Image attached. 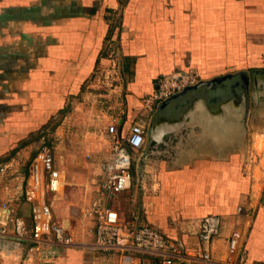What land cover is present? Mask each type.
<instances>
[{
	"label": "crops",
	"instance_id": "0c3cea01",
	"mask_svg": "<svg viewBox=\"0 0 264 264\" xmlns=\"http://www.w3.org/2000/svg\"><path fill=\"white\" fill-rule=\"evenodd\" d=\"M15 1L26 12L42 7L39 0ZM225 1L138 0L125 11L121 53L124 65L132 60V75L126 81L124 77L126 118L114 119L121 132L128 131L134 123L147 127L148 151L138 159L134 155L137 178L129 190L120 193L129 197L116 204L118 194L110 205L129 225L148 224L162 231L154 225L158 224L168 231L164 233L186 256L175 264L264 262V152L254 150L250 144L238 149L235 128L232 136L230 130L227 135L219 129V122L211 115L221 106L218 94L222 87L217 82L205 84L216 76L212 73L222 59V47L229 48L228 54L224 50V60L232 61H236L238 47L249 48L252 53L253 47L259 46L264 51V0ZM83 27L84 33L78 32L75 38L88 39L95 47L108 31L103 24L97 28L86 22ZM80 60L70 77L87 79L97 54ZM191 69L199 71L202 80L198 82L205 83L175 95L161 108L150 110L144 105V98L155 91L159 78ZM231 86L235 93L230 80L223 89L228 97ZM101 182L102 178L87 206L101 197ZM8 199L31 227V206L25 194L23 199L15 194L8 195ZM208 215L219 216L221 225L220 233L208 247L211 259L205 261L201 257L205 245L199 225ZM56 224L63 225L75 243L63 246L48 242L45 256L54 264H91L82 251L84 247L79 245L95 240L93 220L82 212L75 227L65 219ZM234 230L241 232L240 246L230 256L228 241ZM28 245V241L4 237L0 264H24ZM134 254L135 264H160L149 252ZM100 259L101 264H107L105 256Z\"/></svg>",
	"mask_w": 264,
	"mask_h": 264
},
{
	"label": "rangeland",
	"instance_id": "374dc122",
	"mask_svg": "<svg viewBox=\"0 0 264 264\" xmlns=\"http://www.w3.org/2000/svg\"><path fill=\"white\" fill-rule=\"evenodd\" d=\"M40 1L41 9L26 12L15 0H0V166L12 164L5 174L0 171V201L9 200L10 194L23 199L30 164L47 148L60 171L58 189L44 190L53 208V222L65 219L75 227L96 195L103 179L100 171L112 155L107 128L114 118H126L124 77L125 81L131 77L133 62L129 59L123 64L122 31L125 11L138 0ZM86 22L108 28L97 47L88 39L75 38L78 32L84 33ZM224 50L228 54L229 48H221L222 59L212 74L232 77L235 93L231 86L228 97L223 90L226 80L217 81L222 87L218 94L221 106L211 118L227 135L230 130L232 136L235 128L238 149L250 144L264 152V51L259 46L252 53L238 47L236 61H232L224 60ZM95 54L97 61L87 79L70 77L80 59ZM187 71L202 80L199 71ZM147 151L148 141L135 158ZM133 172L135 183L137 166ZM126 197L120 194L114 201L118 204ZM79 246L91 264H101V256L107 264H123L117 248H99L94 239Z\"/></svg>",
	"mask_w": 264,
	"mask_h": 264
},
{
	"label": "built area",
	"instance_id": "2783aa9c",
	"mask_svg": "<svg viewBox=\"0 0 264 264\" xmlns=\"http://www.w3.org/2000/svg\"><path fill=\"white\" fill-rule=\"evenodd\" d=\"M197 82L196 76L189 71H178L163 76L158 81L155 91L144 98V105L154 110L159 103ZM108 134L112 141V155L104 164L101 197L83 210V216L94 222L96 246L121 250L123 264H135L136 252H149L158 258L160 264H175L178 258L186 257L175 241L154 226L129 225L119 210L110 205V200L114 196L132 187L134 154L146 141L144 126L134 123L128 131L121 132L114 121L108 127ZM11 165L7 163L0 166L1 173L5 174ZM59 185L60 171L54 166L53 153L44 148L30 164L25 193L26 200L31 206V227H28L25 219L19 215L9 200L0 201V260L3 257L1 241L4 237L16 239L18 242H29L24 264H54L45 256L48 242L63 246L75 243L74 236L67 232L63 225L53 222L52 206L44 191L45 187L57 190ZM220 225V218L216 215L206 216L200 222L199 235L205 245L201 257L205 261L211 259L208 247L213 238L220 233ZM240 238L241 232L234 230L228 241L230 256L238 252Z\"/></svg>",
	"mask_w": 264,
	"mask_h": 264
},
{
	"label": "water",
	"instance_id": "95a60500",
	"mask_svg": "<svg viewBox=\"0 0 264 264\" xmlns=\"http://www.w3.org/2000/svg\"><path fill=\"white\" fill-rule=\"evenodd\" d=\"M231 78H232V77H229V76H223V77L221 76V77H216V78L212 79L211 81H209V82H207V83L201 81V82H197L196 84L189 85V86L185 87L182 91L175 93V94L172 95L170 98H168V99L164 100L163 102L159 103V104L156 106V108H157V107L161 108L165 103H167L168 100H170L171 98H173L175 95L180 94L181 92H183V91H185V90H187V89H189V88H195V87H198V86H200L202 83L210 84V86H211V85H213L214 83H216L218 80H219V81H220V80H226V81H224V82H225V85H226V87H227V86H228V81H229V80L231 81ZM231 83H233V82H231Z\"/></svg>",
	"mask_w": 264,
	"mask_h": 264
}]
</instances>
